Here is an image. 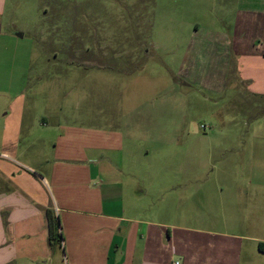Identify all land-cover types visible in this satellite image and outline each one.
<instances>
[{"label": "crops", "instance_id": "crops-1", "mask_svg": "<svg viewBox=\"0 0 264 264\" xmlns=\"http://www.w3.org/2000/svg\"><path fill=\"white\" fill-rule=\"evenodd\" d=\"M4 6L5 0H0V16ZM214 17L188 23L192 30L182 66L188 75L183 74L182 84L228 99L232 107L244 108L248 99L262 107L264 0H220ZM199 31L203 34L196 36ZM198 56L202 62L196 65ZM25 106L28 110L23 94L0 84V264H264V252L258 249L264 242V162L232 159L230 169L245 170V175L223 181L221 197L239 202L243 186L254 188L257 196L248 198L247 209L231 207L219 223L190 224L189 206L182 214H166L182 216L181 222L144 220L140 203L159 183L151 179L148 164L139 161L141 137L125 132V116H102L99 122L104 124L90 121L85 127L71 121L65 135L47 147L41 145L43 137L55 129L63 133L61 123L55 127L44 118L41 125L38 117L25 119ZM129 127L137 132L136 123ZM244 137L242 133L233 140L231 134V148L239 147L235 140ZM255 137L264 138V132H252L250 138ZM188 140L183 155L189 162L190 133ZM205 140L193 137L198 143ZM258 145L260 151L263 143ZM190 165L186 164L188 173ZM143 170L144 189L128 180ZM228 183L236 187V197L229 193ZM184 200L189 203L190 195ZM47 210L59 220L60 240L48 238Z\"/></svg>", "mask_w": 264, "mask_h": 264}, {"label": "rangeland", "instance_id": "rangeland-1", "mask_svg": "<svg viewBox=\"0 0 264 264\" xmlns=\"http://www.w3.org/2000/svg\"><path fill=\"white\" fill-rule=\"evenodd\" d=\"M219 1L5 0L0 84L23 94L29 105L21 113L25 119L38 117L41 125L44 118L55 127L61 123L63 133L55 129L43 137L42 146L64 136L71 121L85 127L90 121L104 124L99 122L102 116H125V132L141 137L139 161L148 164L151 179L159 183L143 197L141 218L181 222L182 216L166 214H182L189 206L190 224L210 227L225 220L231 207L247 209L248 198L257 196L254 188L243 186L239 202L221 197L223 181L245 175V170L230 169L232 159L264 162V138H250L252 132H264V105L246 99L244 108L232 107L228 99L182 84L181 77L188 75L182 72L192 30L188 23L215 18ZM199 32L196 36L203 34ZM200 62L198 56L194 63ZM132 117L140 119L130 121ZM130 123H136L137 132L128 131ZM201 124L210 128L203 130ZM189 133L188 162L183 148ZM242 133L246 137L237 138L239 147L232 149L231 134L234 140ZM258 141L263 143L261 153ZM189 163L190 173L185 171ZM141 171L128 180L144 189L146 170ZM227 188L236 197V187L228 183ZM188 195L189 203L184 200Z\"/></svg>", "mask_w": 264, "mask_h": 264}, {"label": "trees", "instance_id": "trees-1", "mask_svg": "<svg viewBox=\"0 0 264 264\" xmlns=\"http://www.w3.org/2000/svg\"><path fill=\"white\" fill-rule=\"evenodd\" d=\"M47 217H48V238L49 240H60L61 239V232L59 230L60 223L56 216L52 217L50 211L47 210ZM258 249L261 252H264V242L258 243Z\"/></svg>", "mask_w": 264, "mask_h": 264}, {"label": "built area", "instance_id": "built-area-1", "mask_svg": "<svg viewBox=\"0 0 264 264\" xmlns=\"http://www.w3.org/2000/svg\"><path fill=\"white\" fill-rule=\"evenodd\" d=\"M200 128L203 129V130H206V129L210 128V127L207 126L206 124H201ZM175 264H178V262H175Z\"/></svg>", "mask_w": 264, "mask_h": 264}]
</instances>
